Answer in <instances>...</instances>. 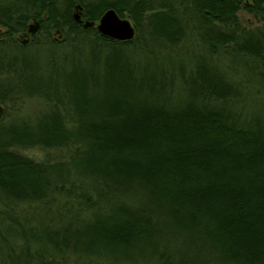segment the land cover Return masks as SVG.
<instances>
[{"label": "trees", "instance_id": "16d2710c", "mask_svg": "<svg viewBox=\"0 0 264 264\" xmlns=\"http://www.w3.org/2000/svg\"><path fill=\"white\" fill-rule=\"evenodd\" d=\"M59 2L0 0V264H264V0Z\"/></svg>", "mask_w": 264, "mask_h": 264}, {"label": "water", "instance_id": "95a60500", "mask_svg": "<svg viewBox=\"0 0 264 264\" xmlns=\"http://www.w3.org/2000/svg\"><path fill=\"white\" fill-rule=\"evenodd\" d=\"M80 6H76V11L73 14V19L79 23H81L80 13L78 12ZM92 24L90 22H84V27H89ZM98 33L104 37H108L110 39L116 41H127L133 38L134 27L126 18H120L118 14L113 9H107L104 11L98 20V23L94 26ZM38 30V23H30L27 26V33L34 34ZM25 43V41H23ZM3 106L0 104V118L3 114Z\"/></svg>", "mask_w": 264, "mask_h": 264}, {"label": "rangeland", "instance_id": "374dc122", "mask_svg": "<svg viewBox=\"0 0 264 264\" xmlns=\"http://www.w3.org/2000/svg\"><path fill=\"white\" fill-rule=\"evenodd\" d=\"M238 16L241 18V20L245 23V25L247 26H255L256 25V22L254 19H252V17L250 15H248L245 11L243 10H240V12L238 13ZM126 19H128L127 17H124ZM98 23V22H97ZM3 31L2 29H0V32ZM17 37V36H16ZM38 39H41V37L38 36ZM6 52V56H8V59H11L13 58L14 56H20L21 54H24V55H27L28 57L29 56H33L35 53H41L42 55H45L46 52L44 50H38V49H35V48H32V47H27V48H23V49H6L5 50ZM30 106L26 107L25 109V112L23 115H26L28 117H33L34 114H37V111L40 110V107H35L37 106V103L36 102H31V104L29 103ZM36 112V113H35ZM28 153L30 155H37L39 156V154H41V151L39 150H31V151H28ZM64 154V152H63Z\"/></svg>", "mask_w": 264, "mask_h": 264}, {"label": "flooded vegetation", "instance_id": "af4514ba", "mask_svg": "<svg viewBox=\"0 0 264 264\" xmlns=\"http://www.w3.org/2000/svg\"><path fill=\"white\" fill-rule=\"evenodd\" d=\"M60 0H58V4H61L59 2ZM57 3V2H56ZM75 6H79L78 4H75ZM81 8V7H80ZM81 9H79V12H80ZM81 16V15H80ZM79 16V17H80ZM54 18H49V15H47V12L44 11L40 17L38 18H31L30 20H28V22L26 23V26H25V29L23 32L21 33H17L15 35L12 36V39L16 42H18V44H21V45H26L28 44L32 39L33 37L35 36H38V33L41 31V28H45V26H47V23L51 20H53ZM81 19V23L83 24L84 22H89L88 20H85L84 18L80 17ZM34 22H37L38 23V30L34 33V34H30V33H27V26L30 24V23H34ZM98 22V21H97ZM97 24V23H96ZM0 29H2L3 31L0 32V35L1 33L4 32V29L0 27ZM17 36V37H16ZM49 36L52 38V39H56L58 37H60V35L58 34L57 31L55 30H49ZM23 41H25V43H23Z\"/></svg>", "mask_w": 264, "mask_h": 264}, {"label": "bare ground", "instance_id": "6f19581e", "mask_svg": "<svg viewBox=\"0 0 264 264\" xmlns=\"http://www.w3.org/2000/svg\"><path fill=\"white\" fill-rule=\"evenodd\" d=\"M103 13H104V12H103ZM103 13H102V14H103Z\"/></svg>", "mask_w": 264, "mask_h": 264}]
</instances>
